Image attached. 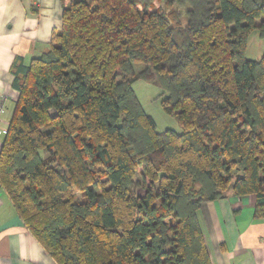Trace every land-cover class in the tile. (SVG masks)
<instances>
[{
  "label": "trees",
  "instance_id": "obj_1",
  "mask_svg": "<svg viewBox=\"0 0 264 264\" xmlns=\"http://www.w3.org/2000/svg\"><path fill=\"white\" fill-rule=\"evenodd\" d=\"M253 32L264 41V0H62L47 50L11 67L0 146V190L55 264H210L204 203L254 196L263 217ZM137 81L179 132L157 130Z\"/></svg>",
  "mask_w": 264,
  "mask_h": 264
},
{
  "label": "crops",
  "instance_id": "obj_2",
  "mask_svg": "<svg viewBox=\"0 0 264 264\" xmlns=\"http://www.w3.org/2000/svg\"><path fill=\"white\" fill-rule=\"evenodd\" d=\"M62 0H0V128L11 119L17 91L11 67L43 54L61 28ZM3 136L0 135V146ZM254 196L204 203L198 214L210 264H264V215ZM0 264H55L24 229L0 190Z\"/></svg>",
  "mask_w": 264,
  "mask_h": 264
},
{
  "label": "rangeland",
  "instance_id": "obj_3",
  "mask_svg": "<svg viewBox=\"0 0 264 264\" xmlns=\"http://www.w3.org/2000/svg\"><path fill=\"white\" fill-rule=\"evenodd\" d=\"M154 9H160L164 13L169 11V9H166L161 4L157 3L154 4ZM172 10L176 11L180 15L179 20L181 24L184 25L185 20L182 16L184 10L177 7H173ZM263 44L264 41L258 37L256 32H253L248 41L245 57L249 60L259 59L262 55ZM133 90L145 112L155 121L158 131L170 129L179 132L176 121L171 116L164 114L160 107V101L163 96L157 87L142 81H137L133 84Z\"/></svg>",
  "mask_w": 264,
  "mask_h": 264
},
{
  "label": "built area",
  "instance_id": "obj_4",
  "mask_svg": "<svg viewBox=\"0 0 264 264\" xmlns=\"http://www.w3.org/2000/svg\"><path fill=\"white\" fill-rule=\"evenodd\" d=\"M3 113H4V107H3L2 104H0V116H1ZM6 133H7V130H6V129H2V128H0V135H1V136L6 135Z\"/></svg>",
  "mask_w": 264,
  "mask_h": 264
}]
</instances>
